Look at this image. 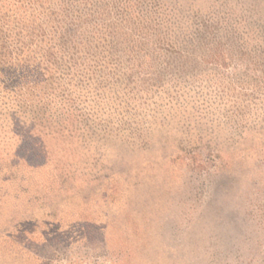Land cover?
<instances>
[{
	"label": "rangeland",
	"instance_id": "1",
	"mask_svg": "<svg viewBox=\"0 0 264 264\" xmlns=\"http://www.w3.org/2000/svg\"><path fill=\"white\" fill-rule=\"evenodd\" d=\"M87 2L116 55L0 90V264H264V0Z\"/></svg>",
	"mask_w": 264,
	"mask_h": 264
},
{
	"label": "trees",
	"instance_id": "2",
	"mask_svg": "<svg viewBox=\"0 0 264 264\" xmlns=\"http://www.w3.org/2000/svg\"><path fill=\"white\" fill-rule=\"evenodd\" d=\"M83 2L0 0V90L14 81L15 90L24 94L47 91L53 83L48 81L56 84L55 73L64 72L65 64L75 63L76 70L88 72V61L101 65L116 55L113 25L101 21L104 4L92 11L72 8Z\"/></svg>",
	"mask_w": 264,
	"mask_h": 264
}]
</instances>
